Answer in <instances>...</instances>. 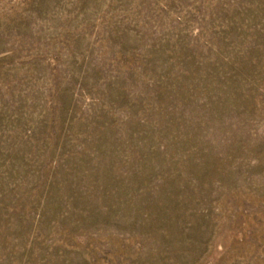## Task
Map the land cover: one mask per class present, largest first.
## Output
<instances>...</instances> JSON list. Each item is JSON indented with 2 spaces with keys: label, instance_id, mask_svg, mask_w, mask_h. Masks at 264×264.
Segmentation results:
<instances>
[{
  "label": "rangeland",
  "instance_id": "obj_1",
  "mask_svg": "<svg viewBox=\"0 0 264 264\" xmlns=\"http://www.w3.org/2000/svg\"><path fill=\"white\" fill-rule=\"evenodd\" d=\"M0 264H264V0H0Z\"/></svg>",
  "mask_w": 264,
  "mask_h": 264
}]
</instances>
